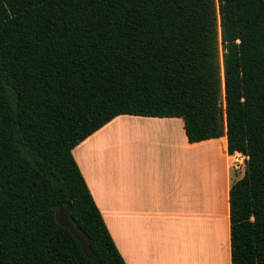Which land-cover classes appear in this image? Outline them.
I'll list each match as a JSON object with an SVG mask.
<instances>
[{"label": "trees", "instance_id": "16d2710c", "mask_svg": "<svg viewBox=\"0 0 264 264\" xmlns=\"http://www.w3.org/2000/svg\"><path fill=\"white\" fill-rule=\"evenodd\" d=\"M122 113L226 134L231 264H264V0H0V264H126L72 155Z\"/></svg>", "mask_w": 264, "mask_h": 264}, {"label": "crops", "instance_id": "0c3cea01", "mask_svg": "<svg viewBox=\"0 0 264 264\" xmlns=\"http://www.w3.org/2000/svg\"><path fill=\"white\" fill-rule=\"evenodd\" d=\"M72 155L126 264H231L228 191L245 156L225 133L190 142L180 116L122 113Z\"/></svg>", "mask_w": 264, "mask_h": 264}, {"label": "water", "instance_id": "95a60500", "mask_svg": "<svg viewBox=\"0 0 264 264\" xmlns=\"http://www.w3.org/2000/svg\"><path fill=\"white\" fill-rule=\"evenodd\" d=\"M70 204H67L64 209H61L57 214V221L62 226L68 228L70 232L75 236L77 240L81 242L82 250L85 255L93 257L89 250L88 241L85 234L80 230L77 224L71 217L70 214Z\"/></svg>", "mask_w": 264, "mask_h": 264}, {"label": "rangeland", "instance_id": "374dc122", "mask_svg": "<svg viewBox=\"0 0 264 264\" xmlns=\"http://www.w3.org/2000/svg\"><path fill=\"white\" fill-rule=\"evenodd\" d=\"M221 53H222V50H221V46H220V57L222 55ZM203 162H205V160ZM203 164H205V163H203ZM214 164H215V167H214ZM203 167H204V165H202V168ZM234 168H235V170L241 171V174L243 173L242 172L244 170L243 169L244 168V157L243 156L241 157V159H240L239 162H236V166ZM212 170H216V171H218L220 173L221 165L219 163H217L216 161L213 162V164H212ZM188 204H189V202H188ZM188 209H189V206H188ZM187 246H188V242H187Z\"/></svg>", "mask_w": 264, "mask_h": 264}, {"label": "bare ground", "instance_id": "6f19581e", "mask_svg": "<svg viewBox=\"0 0 264 264\" xmlns=\"http://www.w3.org/2000/svg\"><path fill=\"white\" fill-rule=\"evenodd\" d=\"M215 155V154H214ZM214 158H215V156H214ZM214 167H215V164H214ZM205 170V167H203L202 168V171H204ZM212 175V174H211ZM215 175H216V173H215ZM216 177V176H215ZM218 208H220V203H218ZM190 222V221H189ZM201 236V235H200Z\"/></svg>", "mask_w": 264, "mask_h": 264}]
</instances>
